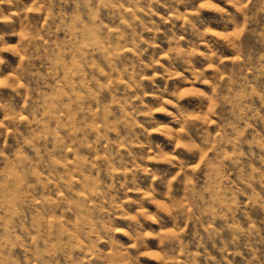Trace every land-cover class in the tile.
Returning <instances> with one entry per match:
<instances>
[{"label": "rangeland", "instance_id": "obj_1", "mask_svg": "<svg viewBox=\"0 0 264 264\" xmlns=\"http://www.w3.org/2000/svg\"><path fill=\"white\" fill-rule=\"evenodd\" d=\"M0 264H264V0H0Z\"/></svg>", "mask_w": 264, "mask_h": 264}]
</instances>
